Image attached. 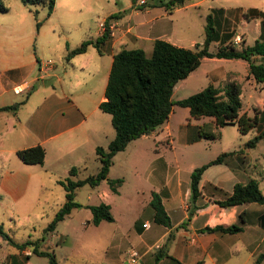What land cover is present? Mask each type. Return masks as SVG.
I'll use <instances>...</instances> for the list:
<instances>
[{"label": "crops", "instance_id": "1", "mask_svg": "<svg viewBox=\"0 0 264 264\" xmlns=\"http://www.w3.org/2000/svg\"><path fill=\"white\" fill-rule=\"evenodd\" d=\"M90 1L54 0L50 13L57 12L60 23H63L64 16L79 20L81 5ZM134 1L126 4V14L111 10L102 17L112 20L114 26L97 48L89 43L83 51L68 58L65 57L68 49L83 39L94 40L101 35L100 30L96 28L93 33H35L32 20L15 18L7 23L0 20V106L22 100L15 110H0V198H9L15 204L22 198L37 197L49 184H60L58 179L68 175L72 165L76 166L72 177L85 176L83 173L89 167L96 169L95 146L105 147L114 135L109 115L101 111L97 103L104 98L103 90L116 50L140 47L147 54L155 38L185 46L183 41L187 39L179 33L175 19L170 16L180 6L173 7L169 14L162 5H135ZM223 15L225 13L221 12L214 18ZM208 49L213 51L215 48L208 45ZM46 59L50 62L44 63ZM171 114L172 108L161 123L163 127H159L166 133H169ZM184 124L183 136L189 134L185 140L202 138L197 136L195 122H180L177 128ZM158 126L148 133H158L156 141L161 139ZM37 143L44 147L41 163H27L18 158L17 149ZM154 149L158 151L159 147ZM231 150L233 152L227 154V158L203 169L199 179L200 192L193 200H190L189 189L192 168L187 177L180 176L178 169L167 170L161 180L157 174L149 193L152 190L159 193L169 225L151 223L147 218L136 216L126 237L118 227L111 228L107 235V250H104L106 256L100 264L118 263L117 254L123 237L126 242L123 252L136 249L138 264L143 261L149 264H194L196 261H200L199 264H264V254L259 256L264 252V203L221 206L215 202L231 191L234 182H244L249 177L236 172V169L243 170L237 158L244 159L248 147L243 142L242 146ZM228 156L232 158L230 161ZM214 166L219 167L210 169ZM154 177L152 174L148 176L151 180ZM257 181L259 185L258 178ZM101 195L106 197L107 190H102ZM101 200L108 202L103 197ZM188 210L192 213L185 221ZM149 213L152 217V208ZM114 220L113 216L108 222ZM144 221L148 222L146 226L141 225ZM216 223H237L240 228L232 232L219 229L198 231L204 225ZM155 243L159 246L151 249ZM18 252L30 251L24 247Z\"/></svg>", "mask_w": 264, "mask_h": 264}, {"label": "rangeland", "instance_id": "2", "mask_svg": "<svg viewBox=\"0 0 264 264\" xmlns=\"http://www.w3.org/2000/svg\"><path fill=\"white\" fill-rule=\"evenodd\" d=\"M0 1L8 7L7 11L0 12L1 21L7 23L9 19L15 18L32 20L35 33H93L98 28V21L107 12L120 10L121 13L126 14L128 11L126 4L131 2V0H91L81 5L79 20L63 15V23H60L54 10L45 17L46 8L42 5H25L20 0ZM248 7H256L264 11V0H186L183 5L173 10L172 14H170L173 9L171 8L169 14L175 19L179 33L187 39L183 41L184 45L192 47L193 42H201L203 39L205 14L210 12L216 17L224 12V18L217 17L214 20L215 26L219 31L230 32L231 41L239 47L252 43L260 34L259 17L252 14L245 17L243 14ZM34 10L37 12L35 13ZM35 21L39 22L38 25ZM215 45L216 41H211L209 47L215 48ZM245 64L246 62L241 58L203 57L195 69L174 84L171 97L177 99L186 96L208 82L219 87L223 92L229 81H235L240 87L239 111L251 115L254 110L262 107L264 85L245 75ZM172 106V114L168 121L169 133H166L164 128L160 129L159 127L164 125L160 124L157 128L161 138L159 141H156L158 133L138 136L129 140L123 149L112 156L108 174L109 178H121L120 184L116 187L117 192L109 189L105 179L94 186L84 183L75 188L74 199L79 202L96 203L104 201L101 200L102 197L107 200L115 218L114 222L102 220L98 226L86 222L90 211L87 207L80 206L58 220L53 230L43 232V227L63 201L62 185L54 182L49 184L39 196L22 198L20 203L12 204L11 199L0 198V223L3 230L15 241L37 238L38 248L52 252L56 264H100L106 256L104 250H107V235L111 228L118 227L126 237L127 229L134 217L147 218L153 223L148 201L151 182L156 180L157 174L158 179L161 180L167 170L178 169L180 176L187 177L188 171L193 166L206 162L220 151L239 148L255 133L254 127L241 133L237 130L236 124L228 123L218 127L219 136L216 138L185 140V137L188 139L189 134L183 136L186 124L177 128L180 122L190 120V123H199L208 118H194L188 114L185 106L175 103ZM157 146L159 149L155 151L154 148ZM156 158L158 159L153 160ZM231 159L229 157L228 160ZM237 159L239 167L243 170L236 169V172L242 177L247 175L257 177L259 187L264 192V138L255 146L248 147L244 159L240 157ZM96 164L98 165V161ZM216 167L219 166L210 169ZM93 170L96 169L89 167L83 174L93 173ZM217 173L219 174V171ZM151 174L155 175L152 180L148 178ZM104 189L108 192L106 197L101 195ZM124 237L117 254L119 260L115 264L129 263L127 252H123L126 248ZM155 248L154 245L151 246V249ZM27 249L30 251V245ZM13 255L15 259L11 257ZM135 262L129 264L139 263ZM0 264H48V262L47 256L35 252H31L26 257L0 236ZM143 264L149 263L143 261Z\"/></svg>", "mask_w": 264, "mask_h": 264}, {"label": "trees", "instance_id": "3", "mask_svg": "<svg viewBox=\"0 0 264 264\" xmlns=\"http://www.w3.org/2000/svg\"><path fill=\"white\" fill-rule=\"evenodd\" d=\"M25 5H42L48 15L54 5V0H20ZM134 1V0H133ZM186 0H150L143 5H162L168 12L173 7L184 4ZM139 8L141 6H138ZM7 10V6L0 1V12ZM35 11V10H34ZM245 17L249 14L256 15L260 19V34L252 43L235 45L230 39V32L219 31L215 26L214 15L207 12L204 16L203 39L200 43H194L192 47L177 45L163 38H155L149 54H145L140 47H122L112 54L106 83L103 90L104 98L99 100L97 106L100 110L109 114L110 124L114 130L113 137L106 146L96 145L94 148L98 165L93 173L83 177H72L76 166L68 169V175L58 182L62 185L64 194L57 211L43 227V232L54 229L58 220L69 213L73 207L85 206L90 211V217L86 222L97 224L101 220H112L113 216L107 202L81 203L74 199L76 187L87 183L97 185L102 179L108 184L112 192H117V186L121 182L120 177H107L108 169L112 163V156L118 150L124 148L127 142L142 134H148L155 127L164 122L172 108L173 103L185 106L188 114L194 118L207 117L196 123L197 136L204 138H216L219 136L218 127L234 123L241 133L255 128V133L248 137L244 144L253 147L260 139L264 138V100L261 109H256L251 115L240 112V87L237 82L229 81L223 92L220 88L208 82L200 89L186 96L172 99L171 93L174 84L184 78L195 69L200 59L204 56L218 58H241L245 64V75L252 77L255 82L264 85V11L256 7H248L243 11ZM38 25V21H35ZM109 33L105 28L99 37L94 40L83 39L80 43L65 53L68 58L75 53L83 51L87 44L93 43L96 48L98 43ZM211 41H216L213 51L208 49ZM22 100L0 106V110H15ZM233 150H223L213 158L197 166H193L189 172L190 200H193L200 192L199 179L205 167L224 160V157ZM20 160L27 163H41L44 157V147L37 143L15 151ZM149 205L152 208V219L156 223L169 225L168 215L161 203L160 195L156 191L150 192ZM218 205L229 206L243 202L264 203V192L258 185L257 178L249 176L244 182L233 183L231 191L223 198L215 200ZM191 210H188L189 219ZM241 218V212L238 213ZM184 221V222H185ZM240 228L237 223L204 225L199 232L219 229L232 232ZM0 236L18 250L30 245V252L47 256L48 264H56L52 252L38 248V239H25L15 241L5 232L0 223ZM29 253L24 255L27 257ZM264 252L260 253L262 256ZM172 259L171 255H166ZM15 259V256H11ZM196 261L194 264H199Z\"/></svg>", "mask_w": 264, "mask_h": 264}, {"label": "built area", "instance_id": "4", "mask_svg": "<svg viewBox=\"0 0 264 264\" xmlns=\"http://www.w3.org/2000/svg\"><path fill=\"white\" fill-rule=\"evenodd\" d=\"M146 2V0H135L134 1V4L135 5H143L144 3ZM113 21L112 20H109V19H106V18H101L99 21H98V29L100 30V32H102L105 28H108L109 29V32H110V29L113 27ZM44 63H49L50 60L49 59H46L43 61ZM148 224L147 221H144L142 223L143 226H146ZM154 247H158L159 244L158 243H155L153 244ZM139 257V253L136 249L134 248H130L128 249L127 251V261L129 263H133L135 261H137Z\"/></svg>", "mask_w": 264, "mask_h": 264}]
</instances>
